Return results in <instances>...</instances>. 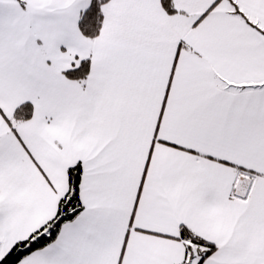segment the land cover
<instances>
[{
  "label": "snow or ice",
  "instance_id": "1",
  "mask_svg": "<svg viewBox=\"0 0 264 264\" xmlns=\"http://www.w3.org/2000/svg\"><path fill=\"white\" fill-rule=\"evenodd\" d=\"M0 264H264V0H0Z\"/></svg>",
  "mask_w": 264,
  "mask_h": 264
}]
</instances>
